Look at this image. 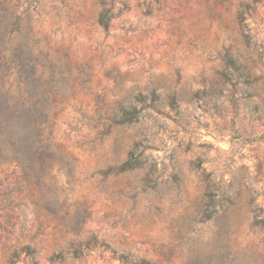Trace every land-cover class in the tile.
<instances>
[{"label":"rangeland","instance_id":"obj_1","mask_svg":"<svg viewBox=\"0 0 264 264\" xmlns=\"http://www.w3.org/2000/svg\"><path fill=\"white\" fill-rule=\"evenodd\" d=\"M244 1L109 0L106 30L100 0H0L12 31L0 58L18 60L30 35L41 87L57 90L43 163H0V264H52L94 236L158 264H264L251 213L264 207V141H246L264 134V56L243 39ZM18 81L2 63L3 100ZM128 105L140 120L116 124ZM63 264L121 263L92 251Z\"/></svg>","mask_w":264,"mask_h":264},{"label":"trees","instance_id":"obj_2","mask_svg":"<svg viewBox=\"0 0 264 264\" xmlns=\"http://www.w3.org/2000/svg\"><path fill=\"white\" fill-rule=\"evenodd\" d=\"M102 12L99 23L106 30L110 28L113 19L116 17L113 12L114 5L109 0H100ZM264 0H251L242 2L237 14V22L242 29V36L246 44L255 47L264 56V40L260 39L257 27L264 24ZM12 34L8 23H0V42L5 43L6 37ZM27 44L22 56L16 61L4 60L0 58V67L5 63L7 67L14 70L18 75L19 91L15 96L3 100L0 97V163L16 160L19 165L32 166L37 160H41L46 154L50 153L51 146L48 142L49 137L46 131L49 126V114L47 98L56 94V83L50 81L49 90L42 89L40 83L42 76L39 75V59L34 56L31 42L38 44L30 35L26 37ZM230 67L237 74L238 79L246 85H255L257 80H253L251 68L244 64H237L234 60H229ZM3 84L0 83V91ZM155 101V93H153ZM139 102L144 103L145 98L140 96ZM144 108L135 105L122 106L113 120L118 125H131L140 120ZM264 118V114H263ZM249 144L256 141H264V134L261 137L246 140ZM41 163L43 161L41 160ZM133 163H126L121 169L133 168ZM225 196V195H224ZM213 203H210V207ZM210 210V209H209ZM208 210V211H209ZM253 224L255 227L264 231V207L256 204L252 207ZM30 246L23 249L31 256ZM92 251H100L108 254L112 260L119 261L121 264H158L147 259H139L131 253L119 252L110 242L94 236L83 247L73 248L66 254H56L52 257V264H63L68 258L76 261L86 259ZM17 254L13 256L12 263L15 264ZM33 260L35 259L32 256ZM34 264H37L36 261Z\"/></svg>","mask_w":264,"mask_h":264}]
</instances>
